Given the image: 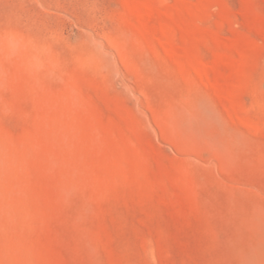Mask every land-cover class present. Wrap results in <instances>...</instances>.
<instances>
[{"label": "rangeland", "instance_id": "374dc122", "mask_svg": "<svg viewBox=\"0 0 264 264\" xmlns=\"http://www.w3.org/2000/svg\"><path fill=\"white\" fill-rule=\"evenodd\" d=\"M0 264H264V0H0Z\"/></svg>", "mask_w": 264, "mask_h": 264}]
</instances>
